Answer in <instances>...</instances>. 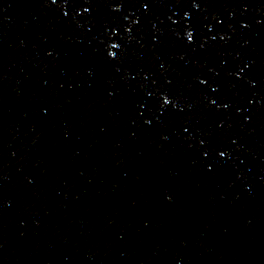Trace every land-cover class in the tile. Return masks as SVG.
I'll return each instance as SVG.
<instances>
[{
	"label": "water",
	"instance_id": "1",
	"mask_svg": "<svg viewBox=\"0 0 264 264\" xmlns=\"http://www.w3.org/2000/svg\"><path fill=\"white\" fill-rule=\"evenodd\" d=\"M0 264H264V0H0Z\"/></svg>",
	"mask_w": 264,
	"mask_h": 264
}]
</instances>
